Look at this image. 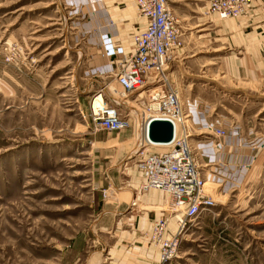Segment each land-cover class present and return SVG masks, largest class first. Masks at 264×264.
<instances>
[{"label":"rangeland","instance_id":"1","mask_svg":"<svg viewBox=\"0 0 264 264\" xmlns=\"http://www.w3.org/2000/svg\"><path fill=\"white\" fill-rule=\"evenodd\" d=\"M207 1L168 0L184 41L168 79L215 206L162 261L150 237L168 198L138 187L146 95L116 98L136 129L90 122L93 94L117 90L128 55L101 43V20L141 30L134 0H0V264H118L143 239L157 264H264V0L225 20ZM213 124L227 136L214 137ZM150 193L164 202L146 208Z\"/></svg>","mask_w":264,"mask_h":264},{"label":"built area","instance_id":"2","mask_svg":"<svg viewBox=\"0 0 264 264\" xmlns=\"http://www.w3.org/2000/svg\"><path fill=\"white\" fill-rule=\"evenodd\" d=\"M251 1L208 0L207 11L225 20L242 15ZM134 2L137 14L146 22V28L133 37L134 49L124 57L114 75L117 90L102 87L93 94L90 122L95 130L109 133L133 127L134 115L130 111H122L116 101L120 97L126 102L129 95L140 91L137 97L144 93L147 98L146 110L142 113L145 129L153 119L168 120L173 127L177 125L169 144L155 146L145 137L141 144L144 148L137 153V169L144 179L141 190L159 191L168 198L167 211H162L161 216L153 221L150 238L152 244L158 247L161 260L170 261L177 256L180 231L203 214L211 212L215 201L197 165L195 149L190 143L188 126L184 121L187 116L183 115L178 91L168 79V70L175 60L179 61L184 47L179 22L168 0ZM97 97H102V101L99 106H94ZM193 111L198 120H206L205 108L199 106V110L193 108ZM208 130L218 139L225 138L228 131L216 124ZM148 148H159L161 152H149ZM174 218L176 231L171 233L168 225Z\"/></svg>","mask_w":264,"mask_h":264},{"label":"crops","instance_id":"3","mask_svg":"<svg viewBox=\"0 0 264 264\" xmlns=\"http://www.w3.org/2000/svg\"><path fill=\"white\" fill-rule=\"evenodd\" d=\"M134 5H135V8H136L135 2H134ZM125 22H129V20L126 19ZM134 23L136 25L138 24L137 22H134ZM101 24H102V32H101V35H100L102 37L101 38V43H105L104 45H107L108 43H110V44L113 45L114 48H116L120 52H123V53L125 52L127 54L132 53V51L134 49L133 37L135 35H137V34L142 33L145 30V28H146V22H145L144 19H143V22H142V24H143L142 29L138 30L135 33H134L135 27H133L134 26L133 23H126L121 28L119 25L117 27L113 20L104 19V20H101ZM139 29H140V26H139ZM109 34H115V35H114V37L112 35V37L110 38ZM117 102H120V101H117ZM120 104L123 105L122 103H120ZM123 106H126V105L124 104ZM134 128L136 129V126H134ZM140 129H141L143 137H144V135L146 134V129L142 130V126L139 127V130ZM138 133H137V135H139ZM137 135L132 140H135V139L139 140V137H137ZM139 144H140V141H139ZM199 169H200V167H199ZM208 174H210V173H208V172L202 173V175L204 177H205V175H208ZM138 175H139L138 176V180H139L138 181L139 182L138 183V187L141 190V185L143 184L144 179H143L141 174H138ZM207 182H209V181H207ZM148 191L150 192L151 190H148ZM148 191H141V192L147 193ZM152 191H155V190H152ZM162 194H156V193L155 194L154 193H150V194H147V195L146 194H142L141 195L142 196L141 200H142V202L144 204L143 206H146V208L147 207L160 206L161 202L162 203L164 202V198H163ZM210 194H211V192H210ZM143 197H145V198H143ZM127 209H126V212L128 211ZM150 211H154V210H150ZM149 213L150 212H146V213H144V215L146 214V216H147ZM161 214H162V211H160L159 216H161ZM159 216H157L154 213L152 222L154 220H156ZM138 244H139V246H136V247L133 248V252H136L137 255L135 257H127V258L118 259V261H119L118 264H157V262H156V260L154 258V253H153L152 247L149 245V243L143 239V240H140L138 242ZM111 264H115V262H112Z\"/></svg>","mask_w":264,"mask_h":264},{"label":"water","instance_id":"4","mask_svg":"<svg viewBox=\"0 0 264 264\" xmlns=\"http://www.w3.org/2000/svg\"><path fill=\"white\" fill-rule=\"evenodd\" d=\"M174 136L173 124L168 120L153 119L146 127L147 140L152 144H169Z\"/></svg>","mask_w":264,"mask_h":264},{"label":"bare ground","instance_id":"5","mask_svg":"<svg viewBox=\"0 0 264 264\" xmlns=\"http://www.w3.org/2000/svg\"><path fill=\"white\" fill-rule=\"evenodd\" d=\"M102 101V98L101 97H97L95 100H94V106H96V104H98L99 102H101ZM118 101V100H117ZM100 105V104H99ZM98 105V106H99ZM135 121H134V125H136V118L134 119ZM138 120V119H137ZM141 126H142V130L143 129H145V126L143 125V123L141 122ZM145 137H146V134L144 135V137H143V139H144V141L146 140L145 139ZM153 145H155V146H159V144H153ZM206 180V179H205ZM208 183H212V182H208ZM207 183V184H208ZM212 184H214V183H212Z\"/></svg>","mask_w":264,"mask_h":264}]
</instances>
